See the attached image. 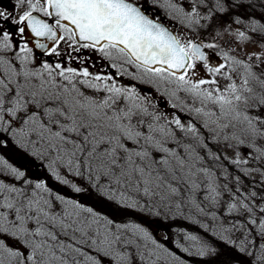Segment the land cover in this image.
<instances>
[{
  "label": "snow or ice",
  "instance_id": "obj_1",
  "mask_svg": "<svg viewBox=\"0 0 264 264\" xmlns=\"http://www.w3.org/2000/svg\"><path fill=\"white\" fill-rule=\"evenodd\" d=\"M16 3L27 6L16 20V6L0 4V264H161L165 257L184 264L158 242L148 219L174 209L209 219L221 239L238 231L240 250L255 255L256 249L264 261V24L252 20L247 31L230 32L245 46L230 54L203 42L210 33L184 38L164 26L159 12L150 14L163 9L197 31L241 6L228 0ZM12 24L15 31H6ZM26 31L43 55L64 59L34 65L30 38L14 49V36ZM256 45L259 51L245 50ZM84 50L99 53L119 76L169 97L173 111L161 112L136 84L69 66L94 64ZM198 64L207 75L194 79ZM10 148L41 160L76 196L26 179ZM253 174L261 180L246 183ZM106 207L145 215L117 222ZM183 238L188 246L176 241L180 251L231 264L219 245L189 231Z\"/></svg>",
  "mask_w": 264,
  "mask_h": 264
},
{
  "label": "rangeland",
  "instance_id": "obj_2",
  "mask_svg": "<svg viewBox=\"0 0 264 264\" xmlns=\"http://www.w3.org/2000/svg\"><path fill=\"white\" fill-rule=\"evenodd\" d=\"M229 3H235L240 4V7H232L229 8L224 13H217L216 17H214L213 22L207 29H198L197 31H192L190 29H186L185 25L182 24L178 18H173L170 14L166 13L163 9H157L153 8L152 13L154 14L156 12H159V19L166 23L175 33L176 35L183 36L184 38H194L196 40L201 39V33L208 32L209 35L203 36V42L205 43H217L220 45V48L224 49L225 51H229L230 54L234 53V50L238 49H244V44L239 43L234 35H230L229 33H234L237 28L240 30L247 31V24L252 20H258L260 23L264 24V19H260L261 17H264V0H228ZM24 12V11H23ZM239 16L243 23L240 25H236L233 23L235 18ZM221 33V35H216L217 33ZM215 37V38H214ZM61 48L68 49V45L64 42H61ZM248 52L251 51H259V45L256 46H249L247 49H245ZM85 52H88L90 56L94 59V64L91 65H83L78 60L72 61L69 66L82 68L85 66L89 67V71L93 73H98L101 75H114L117 79V82L123 85H129V84H136L137 87L141 90H143L144 93L150 92L152 95L149 97L152 103L157 104L159 110L161 112H172L173 109L171 108V102L169 100V97L167 96H161L159 92H157L151 85L148 84H141L138 81L132 80L127 75L125 76H119L116 73L115 69H112L108 67L109 61L103 59L100 57L99 53H91L89 50H84ZM208 52H216L217 55H219L218 49H209L206 50ZM63 55L61 57L56 56H47V55H40L36 51L33 50V64L34 65H40L41 63L47 61V62H60L63 60ZM215 59L212 61V63H215ZM130 71H134V69H129ZM206 70L202 68L201 65H197V75L194 76V79L204 77L206 76ZM221 83H224L221 81ZM190 103V101H189ZM178 111V110H177ZM180 115L187 116V113H180ZM171 119V116L168 117ZM8 156L15 161L18 165L22 166L26 171V179L32 181L33 183L36 181H43L45 182L54 193L63 194L66 198H73L76 196V194L72 191L71 188L65 185H61L54 177L51 176V173L47 170V165L41 166L42 161L36 158L31 157L30 155H24L22 154V151H18L15 148H10L7 151ZM227 155L231 156L233 153L231 150H228L226 152ZM241 155L243 156V152H241ZM233 169V166L229 165V170L231 171ZM63 175V173H61ZM239 174V173H238ZM70 179H73L74 181H78L80 178L77 177H69ZM9 179H13L9 177ZM261 177L257 174H253L252 176L246 177L245 182L246 183H252L253 181H260ZM83 182V181H81ZM19 183V181H17ZM255 187L259 189L260 185L256 184ZM252 188H246V192H250ZM264 194V193H262ZM86 204H90L91 201L85 200ZM108 208V207H107ZM105 211L110 212L113 216L116 217L117 222H130L133 220V218L136 217H142L145 214L137 213V212H130L128 214H123L120 211L116 210L115 208H108ZM234 216H237L238 214H233ZM191 217V218H188ZM149 221L155 220L157 222V231H151L154 234V237L158 240V242H161L164 244L165 247H167L170 251H172L174 254L179 255L181 259L184 261V264H191V263H198L193 260V257L195 256L197 258L201 259H212L214 257L211 256H205L201 257L199 255L195 254V249L191 250L192 254L185 253L180 251L176 248L175 244L176 241H179L184 246H188V242L184 240L183 234L186 231L191 232L192 234L202 236L204 239L207 240L209 244H211L213 247L217 248V251H219L221 248L226 249L228 251V259L230 260L231 264H264V261H261L257 259L256 257L260 255V253L256 249H251L252 252L255 253V255H249L247 252L241 251L240 247L242 245L240 244V240L242 237H240V233L233 232L230 234V240L229 239H221L220 235L218 234V229L216 227L215 223H212L209 219L194 214L193 211L185 209L184 215H179L176 213V210L174 209L172 213L167 214V217L164 215L160 217L151 216L148 217ZM238 219H244L242 216H238ZM194 220H199L201 223H194ZM204 224H208L210 231L205 230ZM229 234H225L227 237ZM231 241H235L236 243L233 244ZM192 260V261H189ZM224 258L222 257L220 259L221 264L222 260ZM161 264H173L170 258H163L161 260Z\"/></svg>",
  "mask_w": 264,
  "mask_h": 264
},
{
  "label": "flooded vegetation",
  "instance_id": "obj_3",
  "mask_svg": "<svg viewBox=\"0 0 264 264\" xmlns=\"http://www.w3.org/2000/svg\"><path fill=\"white\" fill-rule=\"evenodd\" d=\"M0 4L6 6V8L4 10H10L12 5L16 6L15 7V15L13 17L14 20L18 19L19 16L23 13V11L27 10L26 5H18L16 3V0H0ZM34 14L41 16L39 13H34ZM41 17H43V16H41ZM43 18L48 19L47 17H43ZM9 28H11L13 31H15L16 26H15V24H12L8 28H5V30L8 31ZM28 33H29V31H26L24 38H21L18 32L16 33V35L14 36V49H15V42L18 41L22 45L27 40ZM28 46H29V44H28ZM9 55H11V53H9ZM40 55H43V54H40Z\"/></svg>",
  "mask_w": 264,
  "mask_h": 264
},
{
  "label": "water",
  "instance_id": "obj_4",
  "mask_svg": "<svg viewBox=\"0 0 264 264\" xmlns=\"http://www.w3.org/2000/svg\"><path fill=\"white\" fill-rule=\"evenodd\" d=\"M34 15H36V14H34ZM38 16V15H37ZM40 17V16H39ZM41 19H44V18H42V17H40ZM46 20V19H45ZM46 21H48V22H50L51 23V21L50 20H46ZM163 23V22H162ZM164 24V26H166V27H168L169 28V30H171V31H173L168 25H166L165 23H163ZM173 33L174 34H176L174 31H173ZM31 39V43H29V45L32 47V48H34L36 51H38V52H40V53H43V50H41V49H38V48H35L34 47V43H35V37H31V34H30V32L28 33V35H27V39ZM45 43H48L50 46L52 45V42L51 41H44ZM151 229L153 230V231H157V229H158V227H157V222L155 221V220H152L151 221Z\"/></svg>",
  "mask_w": 264,
  "mask_h": 264
},
{
  "label": "trees",
  "instance_id": "obj_5",
  "mask_svg": "<svg viewBox=\"0 0 264 264\" xmlns=\"http://www.w3.org/2000/svg\"><path fill=\"white\" fill-rule=\"evenodd\" d=\"M106 210L108 209L107 207L105 208ZM193 257V260L198 262L196 264H221V261L220 259H215V258H212V259H201V258H197L195 256H191ZM189 261H192L189 259ZM191 264H194V263H191Z\"/></svg>",
  "mask_w": 264,
  "mask_h": 264
}]
</instances>
